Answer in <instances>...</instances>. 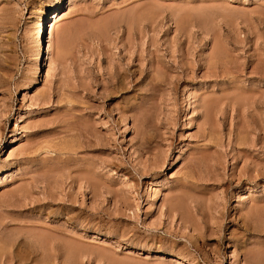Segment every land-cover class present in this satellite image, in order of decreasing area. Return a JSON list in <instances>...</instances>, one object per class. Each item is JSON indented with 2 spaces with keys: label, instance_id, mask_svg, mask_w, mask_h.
Wrapping results in <instances>:
<instances>
[{
  "label": "rangeland",
  "instance_id": "1",
  "mask_svg": "<svg viewBox=\"0 0 264 264\" xmlns=\"http://www.w3.org/2000/svg\"><path fill=\"white\" fill-rule=\"evenodd\" d=\"M0 264H264V0H0Z\"/></svg>",
  "mask_w": 264,
  "mask_h": 264
},
{
  "label": "bare ground",
  "instance_id": "2",
  "mask_svg": "<svg viewBox=\"0 0 264 264\" xmlns=\"http://www.w3.org/2000/svg\"><path fill=\"white\" fill-rule=\"evenodd\" d=\"M65 6V5H64ZM67 7H69V6H67ZM54 13V15H53V17H56L57 15H59L60 13H61V10L60 9H54V10H52V12H50V14L49 15H51V14H53ZM44 19V18H43ZM40 45V44H39ZM50 54V53H49ZM46 68V67H45ZM236 219V218H235ZM59 236V235H58ZM61 237H63V236H61ZM67 247V246H66ZM65 247V248H66ZM50 249V248H49ZM32 252V254H33V252H35L34 250L33 251H31ZM2 253H3V250H2ZM1 255H3V254H1ZM7 255V254H6ZM51 255H52V253H51ZM19 256V255H18ZM17 256V257H18ZM30 256V255H29ZM54 256V255H53ZM23 257V256H22ZM13 258V257H12ZM23 258H27V257H23ZM29 258V257H28ZM8 259V258H7ZM18 259H20V257L18 258ZM21 261V260H20ZM55 262V261H54Z\"/></svg>",
  "mask_w": 264,
  "mask_h": 264
}]
</instances>
